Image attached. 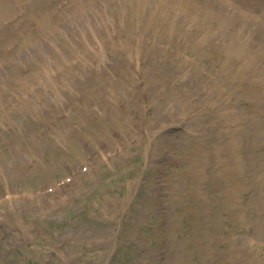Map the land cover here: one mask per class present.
Wrapping results in <instances>:
<instances>
[{"label": "rangeland", "instance_id": "obj_1", "mask_svg": "<svg viewBox=\"0 0 264 264\" xmlns=\"http://www.w3.org/2000/svg\"><path fill=\"white\" fill-rule=\"evenodd\" d=\"M57 1L41 0L31 15L48 14ZM78 1L70 0V6H65L57 19L65 25L67 34L57 37L59 51L50 55V67L68 61L80 50L90 52L96 41L104 42L103 36L112 40L102 45L109 51L108 57L100 59L97 49L79 69L70 70L64 78L84 71L88 76L82 75L84 78L76 85L61 87L62 104L53 106L46 86L42 93L34 94L31 104L21 107L17 116H4L0 149L4 144L24 145L0 154V188L2 182L7 183L0 189V197L4 191L36 193L64 178L90 153L101 155V141L117 145L122 138L132 136L137 123L144 128L137 142L108 159L105 166L93 163L96 168L91 167L88 174L79 177L76 185L37 200L11 198L2 202L0 264H158L160 227H164L167 264H207L209 259L228 264L236 260L235 256L242 263L252 259L254 264H264V75L255 74L254 64L264 59V33L259 34L260 29L264 32V0L254 1L252 6L243 4L239 11L243 16L237 18L240 23L241 18H247L250 24H223L211 38L203 36V29L183 12V7L189 12L199 8L207 21L213 15L219 18L218 9L227 5V0H145V9V2L140 1L138 11H133V4L116 0V8L127 17L114 15L102 21L96 13L80 12L76 8ZM82 1L89 6L91 1L96 6L102 4V0ZM213 2L219 5L216 9L210 7ZM124 6L126 9H122ZM160 7L166 12L163 15ZM12 9L0 13V20ZM72 13H76L75 22L66 25L65 18ZM84 18H91L92 29L82 25ZM29 19L14 25L12 37L2 45L9 43L16 28ZM144 22L148 25L144 26ZM249 25L255 32L246 29L245 38L236 42L237 26ZM84 29L85 36L78 34ZM66 38L71 44L64 45ZM138 41L141 45L133 44ZM249 42L254 49L247 46ZM17 55L0 60H11L3 73L9 71L8 67L14 74L20 73L15 68ZM98 61L102 64L97 71ZM235 63H241L239 70ZM43 65L39 62L22 66V72L29 73L28 85L33 71ZM114 69L127 74L116 75ZM61 78L48 81V86L61 84ZM105 78L111 81L114 94L121 93L117 99L107 89L103 91L105 98L102 92L93 91L83 97L82 106L73 115L63 118L36 144V151L34 143L25 147V140L70 103L75 94L83 93L85 84H96ZM23 86L11 82L0 103H7L10 94ZM159 89L164 90L163 101L156 94ZM210 93L213 100L207 102ZM178 96L186 98L184 108L178 104ZM96 101L101 105H95ZM41 102H46L44 108L27 111L33 104L42 106ZM142 110L146 113L142 114ZM180 114L194 121L180 128V122L174 121ZM11 119L19 123L17 128L13 124L5 126ZM121 122L131 125L125 128ZM59 128L67 130L64 139L56 136ZM112 132H117L118 137H113ZM84 139L92 145L87 151L81 149ZM194 147L195 156L191 158L189 151ZM28 148L37 156L30 157ZM97 158L95 155L93 161ZM1 168L7 170L6 177H1ZM137 175L142 177L137 179ZM245 189L251 191L249 196L243 195ZM241 200H246L244 210L239 207ZM241 216L253 226L251 238L245 234ZM23 221L27 222L21 226ZM108 226L117 232L113 240H107Z\"/></svg>", "mask_w": 264, "mask_h": 264}, {"label": "bare ground", "instance_id": "obj_2", "mask_svg": "<svg viewBox=\"0 0 264 264\" xmlns=\"http://www.w3.org/2000/svg\"><path fill=\"white\" fill-rule=\"evenodd\" d=\"M15 0H0V13H4V12H7L10 8H12L13 6H14V2ZM75 1V0H74ZM140 1H145V0H136L135 2H129V0H124V3L125 4H127V3H131V4H133V6H134V9H133V11H138V5H139V2ZM244 1H247V0H244ZM115 2H116V0H102V4L101 5H97L96 6V4H94L95 2H93V1H91L90 2V5L91 6H89L85 1L83 2L82 0H79L78 1V4H77V9L79 8L80 9V11L81 12H83V13H87V12H89V13H96V14H98V16H99V20L100 21H102L104 18H108V19H110L111 17H114V15H117V17L116 18H118L119 16H123V17H127L126 16V14L127 13H123L122 11L123 10H121V12L116 8V6H115ZM38 3V2H37ZM36 3V4H37ZM147 3V2H146ZM145 3V4H146ZM260 3H263L262 2V0H260ZM182 4V3H181ZM69 6H70V3H69ZM145 7H146V5H144L143 6V9H145ZM76 8H75V10H76ZM122 9H126L125 8V6L122 8ZM160 9V11L162 12V15L164 14V13H166L165 12V10L163 11L162 10V7H160L159 8ZM186 9H187V7L186 6H184L183 7V12L187 15V16H189V17H192V19H193V21L195 22V24L198 26V27H201L202 29H203V36L204 35H209L210 36V38L213 36V34H211V33H213V30H217V29H219L220 28V26H222L223 24H226V23H229V22H232V23H234L235 22V18L234 17H232V18H229V17H220V19H219V21H217V23L214 25V26H212V27H210L209 25H208V21H206L205 22V17H206V14L205 13H202V12H198L197 10H192L191 12H189V11H186ZM118 11V12H117ZM115 12H117V13H115ZM115 13V14H114ZM72 14H74V13H72ZM161 14V13H160ZM147 18H149L148 16H147ZM75 19H76V16L75 15H73V16H70L69 14H67V16H66V20H67V24H72L74 21H75ZM208 20V19H207ZM50 22H52V21H50ZM83 24H86V28H90V29H92L93 27V24H91V21H90V19L89 18H86V19H84L83 20V22H82V25ZM144 24V26H147L148 25V23H146V22H144L143 23ZM103 26H106L105 24H102ZM56 26L60 29V25L58 24H56ZM55 25H51L50 26V24H45V22L44 23H42L41 24V30H40V33H39V35L38 34H36V33H33V34H28L26 37H25V43H23L22 42V44L20 45V46H22V45H24L25 46V48H26V50L25 51H30V47H33V46H39L40 47V50L38 51V52H32L31 53V51H30V54H28V55H26V56H29V58L28 59H23L22 61H20V63H19V66L20 65H22V64H25V63H29V62H31V63H34V62H38V60H46V61H48V55H47V53H48V49H47V47L46 46H44V43L46 42V41H50L52 38H53V36L57 33V31H58V28L56 27ZM85 31L83 30V31H79V33L78 34H83ZM260 32H262L261 31V29H260ZM263 35V34H262ZM82 36H85V34H83ZM207 40V39H206ZM29 42V43H28ZM264 42V41H263ZM67 43H70L71 44V40H67ZM133 44H136V45H141V42H134ZM143 44V43H142ZM224 48H227V47H225L224 46ZM104 49H100L98 52V56H99V58L100 59H103L104 61L106 60V58H107V52H104L103 51ZM118 53H121V51H118ZM39 57H40V59H39ZM99 59V60H100ZM88 60V59H87ZM87 60H83L81 63L83 64L85 61H87ZM80 63V64H81ZM80 64L78 65V66H80ZM102 63L100 62V61H98L96 64H95V67H97V71L98 70H100V68H99V66L101 65ZM6 65H9L8 64V62H3V61H1L0 62V67H4V66H6ZM48 66V67H47ZM234 66H235V68L236 69H240L241 68V64H237V63H235L234 64ZM45 67H47V68H50V65L47 63V62H45V66H43V68H45ZM11 72V71H10ZM62 74H64V73H62ZM85 73H83V75H84ZM11 75H12V72H11V74H9L8 72L6 73V74H2L1 72H0V98H3L4 97V91H6L7 90V87H8V84L12 81H10L9 79H10V77H11ZM86 75V74H85ZM63 75H60L59 77H56V78H53V79H58V78H61ZM13 79H15V80H17L18 81V83H22L23 85L24 84H26V82L27 81H25V80H27L28 79V75L26 74V75H24V76H22V74L21 73H19L17 76H15V78H13ZM81 79V77H78V76H75V75H73V76H70V77H67L66 79H64L65 80V82H66V85H70V84H72V83H76V82H78L79 80ZM57 87V85H56V83H53L51 86H50V88H52L53 90L55 89ZM2 88V89H1ZM44 89V88H43ZM55 91V90H54ZM114 96H115V98L117 99L118 98V96H120L121 95V93L120 94H114L112 91H111V88H110V90H109ZM164 91H157V96L163 101L164 99L161 97V94L163 93ZM54 99H55V101L57 102L60 98H61V96L60 95H58V94H54ZM176 100L178 101V104H180L181 105V107L182 108H184L186 105H187V101L185 100V98L184 97H182V96H179V97H177L176 98ZM210 100H213V93H210V96H208L207 98H206V101L208 102V101H210ZM29 104L30 103H32L33 102V100L32 99H30L29 101H27ZM35 104H33V105H31V107L32 106H34ZM35 107H37V106H35ZM205 108H207V107H205ZM259 111L261 110V108H259L258 109ZM255 112H256V110H255ZM196 117V116H195ZM0 121L2 122V118H0ZM11 124H13V122H10ZM8 124H5V126H7ZM123 126H126V122H124L123 123ZM195 152H196V148L194 147L192 150H191V152H190V156L191 157H194L195 156ZM36 154H35V152L33 153V155H32V157L33 156H35ZM6 171L7 170H5L4 168H1V177L2 176H7V173H6ZM3 178V177H2ZM5 221H6V219H5ZM241 264H254V261L253 260H248V262L247 263H242V261H240V260H238ZM230 264H236L235 262H231Z\"/></svg>", "mask_w": 264, "mask_h": 264}]
</instances>
